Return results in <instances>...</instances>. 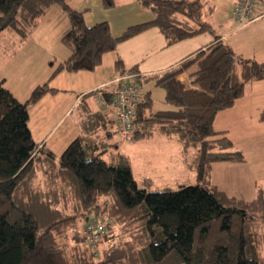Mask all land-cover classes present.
Wrapping results in <instances>:
<instances>
[{
  "label": "trees",
  "instance_id": "16d2710c",
  "mask_svg": "<svg viewBox=\"0 0 264 264\" xmlns=\"http://www.w3.org/2000/svg\"><path fill=\"white\" fill-rule=\"evenodd\" d=\"M100 2L105 8L115 4ZM139 2L153 17L114 36L107 21L86 24L83 10L66 0H0V32L26 37L55 4L69 21L61 36L68 57L24 101L0 79V264H264L260 236L248 224L246 211L223 205L225 194L208 182L211 163L244 161L241 152L231 150L233 142L225 130H215L213 123L218 111L243 95L247 82L264 78V61L239 56L219 36L180 62L147 74L164 87L169 109L152 110L149 92L142 88L144 74L136 65L123 68L116 60L119 73L136 74L143 90L137 106L140 128L132 138L159 131L176 134L184 148L194 146L195 183L149 190L137 185L129 157L117 149L102 156L78 135L55 156L31 135L28 107L58 91L49 84L57 72L94 70L117 43L149 27H157L168 45L213 31L201 20L199 0ZM193 64L189 77L182 80L180 75ZM94 92L109 99L104 88L88 93ZM113 111L111 104L105 114H90L97 121L105 117L104 134L114 133ZM259 119L264 120V108ZM258 204L264 207L260 188L253 200L255 207ZM88 217L104 225L94 247L86 240Z\"/></svg>",
  "mask_w": 264,
  "mask_h": 264
},
{
  "label": "crops",
  "instance_id": "0c3cea01",
  "mask_svg": "<svg viewBox=\"0 0 264 264\" xmlns=\"http://www.w3.org/2000/svg\"><path fill=\"white\" fill-rule=\"evenodd\" d=\"M66 3L70 7L83 10V18L88 25L99 21H107L110 31L114 36L120 34L128 25L147 21L153 17L152 12L147 7L142 6L139 0H115V4L110 8H105L100 0H66ZM254 21L251 23H254ZM68 26L69 21L65 12L59 5L55 4L51 5L39 17L37 24L26 37L20 38L13 31L10 32L11 30L0 32L2 38L7 37V41L2 44V38L0 37V57L3 58L1 53L8 54L2 49L6 46L10 45V51L12 52L16 51H14L15 48L24 47L23 58H20V78L17 82L15 83V80H13L14 84L10 85V80L8 79L7 81V76L2 75L0 77V79H3L4 85L17 99L24 101L32 88L45 82L58 63L63 62L68 57L69 50L61 42L62 33ZM141 37H144L145 40L144 58L147 60L149 66L147 69L141 71L145 73L160 72L180 62L185 56L197 48H205V45L210 41L202 43L199 47L187 51L185 55H181L176 59L165 60L163 57L166 55V52L162 51L163 47L168 44L166 43L165 36L157 27H149L125 41H132L133 39ZM155 40L160 50L153 48V42ZM125 41L119 42V45ZM231 48L233 49L232 46ZM35 54L39 56L40 59L38 58L37 60L43 68L42 70H35L38 74L33 80L26 79V73L31 69L30 66L32 65ZM117 57L121 60L123 68H128L133 65L139 68V61L135 56L131 58L128 56L126 58L125 55L120 54ZM4 61L0 62V68L5 65ZM26 61H29L28 65L25 63ZM195 65L193 64L188 70L183 72L180 78L182 80V77H184V80L187 79L190 71L195 68ZM120 70V67H117L116 70L108 71L106 74H98V70L96 69L74 72L61 70L57 72L49 84L57 88L58 91L44 94L39 101L28 107V126L33 139L55 156H58L69 141L78 135L84 138V143L90 146L91 149L101 151L102 156H107L108 150L117 149L129 157L133 177L137 185L149 190L169 188L167 184H169L170 179L176 181L178 175L186 171L192 170V176H195L196 180V171L193 164L196 148L194 146L184 148L176 134L154 131L145 138L129 139L127 142L132 148L129 153H125L119 148V140L114 139V133L108 132L104 134L105 131H108L105 117L99 118V121L95 118L91 119L90 114L96 111L105 114L106 110L108 111L111 108V103L104 96L105 93L88 92L109 80ZM151 83L153 86L155 85L153 81ZM142 88L149 92V96L152 99V110H162L153 108V97L150 87L147 89L145 85H142ZM163 98L164 102L167 103L165 101V93ZM169 108H171V105L165 106L163 109ZM218 117L219 113L216 114L214 122ZM67 119H69V122H67ZM65 122L67 123L62 128L59 142L52 145L50 138ZM103 122L106 124V127L102 126ZM97 124H99V128L96 127ZM220 128L219 130H227L224 127ZM138 141H143V144H141L140 155H136L139 162H135L133 161V156L138 153H135L133 145ZM224 161L228 163L226 162L227 160ZM229 161L231 162V160ZM213 163L210 165H213ZM139 164H143V171L139 170ZM136 165L138 168L135 167ZM208 182L210 185L223 191L216 184L211 183L210 173H208ZM157 183L167 184L165 187H163L164 185L157 187ZM176 184L178 186L185 183ZM151 186L153 187L151 188Z\"/></svg>",
  "mask_w": 264,
  "mask_h": 264
},
{
  "label": "rangeland",
  "instance_id": "374dc122",
  "mask_svg": "<svg viewBox=\"0 0 264 264\" xmlns=\"http://www.w3.org/2000/svg\"><path fill=\"white\" fill-rule=\"evenodd\" d=\"M199 1L202 4L201 20L208 21L212 25L213 31L200 32L166 45L162 51L166 52L163 59H176L181 55H185L187 51L195 49L202 43L213 39L215 36H219L225 43L232 46L239 56L264 61V17L254 21V23L250 22L251 24L240 27L230 17V9L234 0ZM6 31L10 30L2 32ZM0 37L2 38V36ZM4 38H2L1 44L7 41V37ZM144 46V37L125 41L121 45L118 43L113 51L104 54L102 65L97 66L95 69L98 70V74H106L108 71L116 70L117 56L121 54L125 55L126 58L128 56L130 58L135 56L139 61L138 69L143 71L149 67L147 60L144 58ZM153 48L160 50L156 40L153 42ZM2 49L9 56L7 57V55L1 53L3 58L0 57V62L5 60V65L0 68V77L2 75L7 76V81L9 79L10 85H13V80L16 83L20 78V58H23L24 47L15 48V52L10 51V45ZM38 58L39 56L35 54L30 66L31 69L26 73V79L33 80L38 74L35 70H42L43 67L39 64ZM25 63L28 65L29 61ZM141 74H144L142 78H145L144 83L146 82L143 85L147 89L150 87L153 97V108L163 109L165 106L170 105L164 102V87L159 85L153 86L150 81L151 78L147 75L148 73L141 72ZM182 78L184 80V77ZM262 108H264V78L247 82L243 95L237 98L232 106L218 111L219 117L213 123V128L215 130L221 129L220 127L227 129L225 130V134L233 141L231 150L241 152L244 156V161L230 162L227 160L226 162L228 163L216 161L213 165H209L208 173H210L211 183L216 184L224 191L225 198L222 200L223 205L246 211L248 217H250L248 224L257 233L258 238L260 236L262 242L261 251L264 255V207L261 204H258L257 207L253 205V200L256 198L259 188L264 195V120L259 119ZM69 119H67V122H69ZM67 122L50 138L52 145L59 142L62 128ZM114 139L119 140V148L123 152L129 153L132 147L128 145V139H121L117 134H115ZM141 144H143V141H138L133 145L135 153H138L133 156V161L135 162H139L136 155H140ZM139 165V170L143 171V164ZM191 171L180 173L181 175H178L177 180L172 181L170 179L169 184H167L168 181L166 180L167 183H157L156 185L157 187H162L161 185L165 187L167 184L169 188L166 189H176L178 187L176 183L192 184L196 180L195 176H192ZM79 225H84L82 220L79 222Z\"/></svg>",
  "mask_w": 264,
  "mask_h": 264
},
{
  "label": "built area",
  "instance_id": "2783aa9c",
  "mask_svg": "<svg viewBox=\"0 0 264 264\" xmlns=\"http://www.w3.org/2000/svg\"><path fill=\"white\" fill-rule=\"evenodd\" d=\"M264 16V0H234L230 9V17L238 26L243 27ZM108 94L114 111L110 117L114 134L121 139H131L140 128L137 120V106L143 90L137 83L134 73H117L100 84ZM104 232L101 220L88 217L85 222L87 243L93 247Z\"/></svg>",
  "mask_w": 264,
  "mask_h": 264
}]
</instances>
